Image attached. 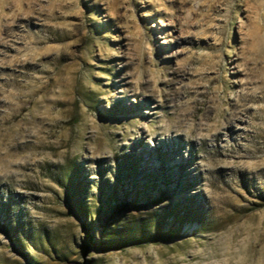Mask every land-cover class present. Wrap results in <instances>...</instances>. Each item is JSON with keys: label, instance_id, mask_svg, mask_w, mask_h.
<instances>
[{"label": "rangeland", "instance_id": "374dc122", "mask_svg": "<svg viewBox=\"0 0 264 264\" xmlns=\"http://www.w3.org/2000/svg\"><path fill=\"white\" fill-rule=\"evenodd\" d=\"M0 264H264V0H0Z\"/></svg>", "mask_w": 264, "mask_h": 264}, {"label": "bare ground", "instance_id": "6f19581e", "mask_svg": "<svg viewBox=\"0 0 264 264\" xmlns=\"http://www.w3.org/2000/svg\"><path fill=\"white\" fill-rule=\"evenodd\" d=\"M170 128H171L170 126L169 127H159V130H158L159 132L154 135L153 139H161V137L164 136V132L169 131ZM169 142L172 143V141H169Z\"/></svg>", "mask_w": 264, "mask_h": 264}, {"label": "trees", "instance_id": "16d2710c", "mask_svg": "<svg viewBox=\"0 0 264 264\" xmlns=\"http://www.w3.org/2000/svg\"><path fill=\"white\" fill-rule=\"evenodd\" d=\"M71 188H70V185H69V190H70Z\"/></svg>", "mask_w": 264, "mask_h": 264}]
</instances>
